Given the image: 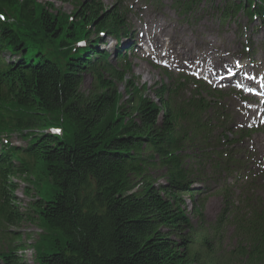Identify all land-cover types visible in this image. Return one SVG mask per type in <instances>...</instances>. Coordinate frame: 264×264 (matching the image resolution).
<instances>
[{
	"label": "trees",
	"instance_id": "1",
	"mask_svg": "<svg viewBox=\"0 0 264 264\" xmlns=\"http://www.w3.org/2000/svg\"><path fill=\"white\" fill-rule=\"evenodd\" d=\"M224 1L226 17L245 12L264 24V0ZM0 15V141L18 135L27 143L7 142L0 152V264H26L32 245L12 231L25 220L43 232L33 244L36 264H218L210 234L230 224L239 241L234 261L264 264V184L230 152L241 141L226 135L233 122L220 101L201 92L213 94L200 85L184 97L188 81L180 79L155 91L157 102L149 99L127 81L130 67L116 71L99 51L100 33L119 40L126 24L94 0H78L71 14L37 0H0ZM200 155L208 175L186 166ZM158 167L163 185L150 173ZM13 178L35 188L27 214ZM211 181L221 187L223 209L206 231L193 226L183 198L204 223L205 194L194 185Z\"/></svg>",
	"mask_w": 264,
	"mask_h": 264
},
{
	"label": "rangeland",
	"instance_id": "2",
	"mask_svg": "<svg viewBox=\"0 0 264 264\" xmlns=\"http://www.w3.org/2000/svg\"><path fill=\"white\" fill-rule=\"evenodd\" d=\"M87 2V0H83ZM101 3L107 9L126 10V21L130 20L132 25V38L123 40L136 41L138 46L131 48L132 44H127V48H131L128 53V65H130L132 75L128 77L136 86H146L151 99H154V90L160 88L161 84H171L180 77L197 76L199 79L206 82L212 88L221 90L224 93L223 103L233 111L236 118L237 126L233 129V133L242 127L252 129L253 133L248 141H245V148L251 150L253 157L250 159V164L254 170L259 171L258 184L261 183L264 177V145L257 144L256 140L264 135V118L259 117L258 112L254 113L255 121L250 120L249 108L254 105H259L260 102L254 103L253 100H248L247 95L239 92V86L235 88H226L220 86L215 88L213 83L201 74H188L187 72L176 71V59L185 54L188 50L187 46L192 49V56L195 58L205 57L204 64L213 66L218 64L222 58L221 55L227 57L226 62L230 65L237 61L239 66L248 68L249 73L262 74L264 73V28L258 21L250 23L244 13H239L231 18L224 19L222 13L224 10V0H94ZM38 3L45 5L48 3L54 4L56 9L62 10L67 14H71L78 0H37ZM133 29L135 30L133 32ZM155 36L160 39V44L156 43ZM107 45L101 46L100 49H105L113 54L116 48V42L113 39L107 40ZM123 47V46H122ZM251 48V52H246L247 48ZM138 48V49H137ZM185 50V51H184ZM221 54V55H220ZM117 62H114L116 65ZM166 64L167 67L163 66ZM166 72H165V71ZM262 70V71H261ZM166 73V74H164ZM184 74V75H183ZM93 87V78L90 75H85L82 92L88 93ZM187 92L185 97L196 92L192 86L186 87ZM120 92L125 96L124 102L128 100L127 94L124 92V86L120 85ZM212 90V89H211ZM216 90V91H217ZM262 122L257 125V121ZM232 135V134H231ZM10 144L19 148H26V142L18 136L11 138ZM247 163V162H246ZM196 172L211 173L209 164L197 163ZM158 185L164 184V171L161 168H155L150 171ZM208 181V179H207ZM13 184L18 186L17 189V205L22 214H27L29 207L33 203L36 191L24 181V178H13ZM264 182V180H262ZM228 184H235L231 178ZM197 188H202L206 194L204 216L205 222L201 223L195 217L194 203H191L187 197H184L185 209L187 215L192 220L194 227L202 230H209V226L214 224L222 209L223 201L218 195L221 187L210 182L209 186L202 184L195 185ZM29 189L30 195L25 193ZM51 192L48 187L46 192ZM52 195L54 194L51 193ZM22 236V244H31L30 252L26 255V264H36V253L33 244L38 242V235L43 233L37 224H30L26 220L20 224L19 228H12ZM235 228L232 224L224 227L218 234H210V247L213 251L214 260L218 264H237L234 261L236 249L239 247V241L234 237ZM202 253V252H201Z\"/></svg>",
	"mask_w": 264,
	"mask_h": 264
},
{
	"label": "bare ground",
	"instance_id": "3",
	"mask_svg": "<svg viewBox=\"0 0 264 264\" xmlns=\"http://www.w3.org/2000/svg\"><path fill=\"white\" fill-rule=\"evenodd\" d=\"M162 37L159 36V38L157 36H155V41L156 43L160 44V39ZM187 49L188 50H184L185 51V54H183L182 56H179L177 59H176V64L175 66L177 67L178 71H186V70H191L193 72H197V70L201 69L205 74L206 76L211 80V81H214V82H218V84L220 85H226L228 87H232V82L233 80L232 79H222V76L224 75L225 72H227V70H229L231 68V72H232V67L233 70L238 66L237 64H228L226 62L225 59H227V57L222 56V58L219 60L218 64H214L213 66H208L206 65V67H203V61H198L194 56H192V48L190 46H187ZM245 71V68H240L238 69V72H240L241 74ZM201 72V73H203ZM264 86V84H263ZM253 110H258L260 111L263 115H264V105H261V106H257L255 107ZM257 144L263 146L264 145V135L259 137L257 140H256ZM264 147V146H263Z\"/></svg>",
	"mask_w": 264,
	"mask_h": 264
},
{
	"label": "snow or ice",
	"instance_id": "4",
	"mask_svg": "<svg viewBox=\"0 0 264 264\" xmlns=\"http://www.w3.org/2000/svg\"><path fill=\"white\" fill-rule=\"evenodd\" d=\"M0 19H4V17L3 16H0ZM57 131H59V129H57Z\"/></svg>",
	"mask_w": 264,
	"mask_h": 264
}]
</instances>
